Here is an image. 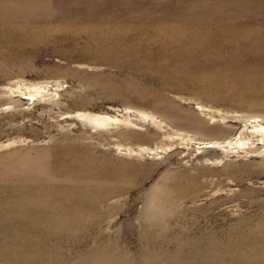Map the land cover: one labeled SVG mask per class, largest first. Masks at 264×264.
<instances>
[{"label":"rangeland","instance_id":"374dc122","mask_svg":"<svg viewBox=\"0 0 264 264\" xmlns=\"http://www.w3.org/2000/svg\"><path fill=\"white\" fill-rule=\"evenodd\" d=\"M0 264H264V0H0Z\"/></svg>","mask_w":264,"mask_h":264}]
</instances>
